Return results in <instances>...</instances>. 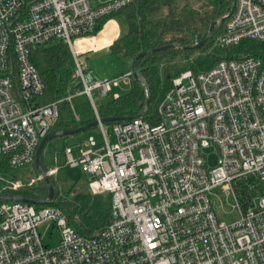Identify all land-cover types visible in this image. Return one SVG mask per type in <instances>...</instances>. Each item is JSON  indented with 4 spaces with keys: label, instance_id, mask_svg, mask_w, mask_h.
I'll return each instance as SVG.
<instances>
[{
    "label": "built area",
    "instance_id": "built-area-1",
    "mask_svg": "<svg viewBox=\"0 0 264 264\" xmlns=\"http://www.w3.org/2000/svg\"><path fill=\"white\" fill-rule=\"evenodd\" d=\"M133 1L0 0V157L26 173L0 174L4 189L44 179L35 173L36 151L59 119L58 101L38 103L45 86L31 49L53 39L68 44L74 78L82 83L75 91L89 97L100 121L95 95L119 98L116 89L132 86L133 71L110 78L86 73L79 56L95 49L81 51L78 40L99 37V20ZM224 23L216 41L223 48L244 39L264 42V0H236ZM74 93L62 99L73 110ZM98 125L101 145L89 134L78 153L68 145L64 154L66 164L87 176L93 194L111 193L109 223L87 236L59 207L5 200L0 264H264L261 57L222 58L208 70L181 72L155 123L137 115ZM210 148L218 154L215 167H207ZM59 169L45 171L57 178ZM211 196L223 208L231 198L238 218L221 219ZM50 223L61 232L56 246L45 245L40 232Z\"/></svg>",
    "mask_w": 264,
    "mask_h": 264
},
{
    "label": "trees",
    "instance_id": "trees-1",
    "mask_svg": "<svg viewBox=\"0 0 264 264\" xmlns=\"http://www.w3.org/2000/svg\"><path fill=\"white\" fill-rule=\"evenodd\" d=\"M232 3L233 0L206 1L204 9H200L190 3L182 5L179 0H135L99 20L94 33L101 31L111 20L119 23L120 35L109 50L123 56L130 64V68L136 61L139 76L144 78L151 90L152 103L144 114L145 119L152 123L157 121L159 103L172 87L173 79L185 70L194 72L208 70L222 58L259 56L264 60V42L252 39H244L237 45L225 47L226 50L222 53L209 51L193 55V49L184 48L194 44L197 37L202 40L207 35L212 21L231 11ZM224 25V22L215 25L202 48L208 49L217 45L216 41L223 33ZM171 43H178L180 46L149 52ZM143 52L146 53L140 56ZM30 58L38 68L45 86L38 103L59 102V119L51 131L78 128L96 119V117L88 120L77 119L71 104L67 100H62L82 87V83L74 78L73 55L67 43L53 39L44 45L35 46L30 51ZM14 65L16 68L15 60ZM146 103L147 86L134 79L128 92L121 94L119 98L102 102L97 109L101 117L137 116L145 109ZM40 161L42 167L46 169L43 150ZM24 172V168L11 167L6 158L0 163V174L6 177L17 178ZM35 173L40 174L36 163ZM50 181L54 186V196L49 202L38 205L59 207L67 215L69 223L78 232L87 236L95 234L109 223L111 193L93 194L89 190L88 179L84 173L78 176L67 194H63L56 177L50 176ZM79 183L83 184L81 186L84 189L75 193L76 185ZM15 195L30 200H45L49 195V185L45 179H41L31 186L13 190L4 189L0 181V203L7 200V197Z\"/></svg>",
    "mask_w": 264,
    "mask_h": 264
},
{
    "label": "rangeland",
    "instance_id": "rangeland-1",
    "mask_svg": "<svg viewBox=\"0 0 264 264\" xmlns=\"http://www.w3.org/2000/svg\"><path fill=\"white\" fill-rule=\"evenodd\" d=\"M106 1V0H102ZM180 3L186 4L190 3L193 6L204 9L206 6V0H179ZM120 25L116 20H111L106 23L103 30L99 31V37H89L95 40V45L91 44V46H85V48L80 47L81 51L92 49H100L104 48L110 43L111 38L119 37L120 35ZM96 33V35H98ZM225 48V47H224ZM219 45H215L214 47L204 49H193V55L205 54L209 51H215L217 53L224 52V49ZM79 60L85 70L86 73H91L93 76L100 78H110L114 76L121 75L122 73L128 71L130 69V64L127 60L116 53L111 52L110 50H103L99 53L89 52L80 54ZM132 86H124L117 88L116 90L120 93H125L130 90ZM112 99V94L106 97H100L99 95H95V102L97 106L104 101ZM72 105L74 106V110L77 115H79L82 120L92 119L96 116L95 108L86 94L78 93L75 91L72 97ZM89 134H92L96 137L99 145L103 143V135L100 130V126L96 125L92 128L77 133V135L70 134L69 136H59L49 140L43 148V154L47 161V166H59V172L57 174V181L60 184L63 194H67L73 185L76 183L79 175H82V171L80 168H72L68 164H66V157L64 154V150L66 145L76 144L77 141L83 140ZM206 158H207V167H215L218 161V154L214 151L213 148L206 150ZM2 158L0 157V163ZM26 174L25 172L21 175ZM20 176V175H19ZM82 183L76 185L75 193L83 190L84 188L81 186ZM221 198L225 201V195L220 193ZM214 208L218 213L221 219H225L226 221H233L238 218L239 214L235 211L231 205V203L226 202L224 204V208L221 205V202L217 196H211ZM226 211V213H225ZM40 232L43 234L45 245L56 246L59 244L61 240V232L60 230L53 224H44L40 227Z\"/></svg>",
    "mask_w": 264,
    "mask_h": 264
},
{
    "label": "water",
    "instance_id": "water-1",
    "mask_svg": "<svg viewBox=\"0 0 264 264\" xmlns=\"http://www.w3.org/2000/svg\"><path fill=\"white\" fill-rule=\"evenodd\" d=\"M235 4H236V0H233L232 8H231V11L228 13V15H224L220 19H215V20L212 21V23L210 25V28H209V30L207 32V35L202 40H199V37H197L194 40V44L187 45L184 48L185 49H199V48H202L205 45V43H206L208 37L210 36L213 28L215 27V25L218 22H224L227 19V17L229 15H231V13L234 10ZM176 45L180 46V44H178V43H171V44H167V45H165L163 47H160V48H154V49L150 50L149 52H155V51L160 50V49H167L169 47L176 46ZM145 53L146 52L141 53L140 56H143ZM131 69L133 71L134 79L136 81H138V82H142V83L146 84V86H147V103H146V107L138 115V116H144V114L149 110V108L151 106V103H152L151 90H150L149 86L147 85V82L144 80V78L139 76L137 68H136V61L133 62L132 66H131ZM134 117L135 116H131V115L130 116H109V117H101L100 121L103 122V123H107V122H113V121L130 120V119H132ZM100 121L96 118L95 120L87 123L86 125L80 126L78 128L66 129V130H57V131L53 130V131H50L48 134H46L45 137L41 140V142H40V144H39V146L37 148V151H36V165L39 168L40 172L44 175V179L46 180V182L49 185V195H48V197L45 200H30L28 198L15 195V196L7 197V200L29 202V203H33V204H44V203L49 202L54 196V186L52 185V183L50 181V177L48 176V174L46 173L45 169L41 165L40 157H41V153H42V150H43L44 146L46 145V143L49 140H51V139H53L55 137L65 136V135H70V134H75V133L86 131V130L90 129L93 126L98 125Z\"/></svg>",
    "mask_w": 264,
    "mask_h": 264
},
{
    "label": "crops",
    "instance_id": "crops-1",
    "mask_svg": "<svg viewBox=\"0 0 264 264\" xmlns=\"http://www.w3.org/2000/svg\"><path fill=\"white\" fill-rule=\"evenodd\" d=\"M106 25V24H105ZM113 39L114 38H111V40H110V43H108V45H110L111 44V42L113 41ZM91 44H96L95 43V40H93V39H91V38H89V37H85V38H81V39H79L78 40V45L80 46V47H82V48H85V46H91ZM107 45V46H108ZM103 50H109V47H106V48H102V49H99V50H91V51H89V52H96V53H99V52H101V51H103ZM89 52H87V53H89ZM86 53V54H87ZM76 113V112H75ZM79 116V115H78ZM96 117V116H95ZM79 120H82V118L79 116ZM87 137H85L84 139H86ZM83 139V140H84ZM82 140H80V141H77V143L76 144H73V145H70V144H68V145H70V146H73V148H74V151H75V153H78L79 152V144H80V142H81ZM68 145H66V146H68ZM44 155V154H43ZM44 158H45V156H44ZM45 162L47 163V161H46V159H45ZM48 167V166H47Z\"/></svg>",
    "mask_w": 264,
    "mask_h": 264
}]
</instances>
